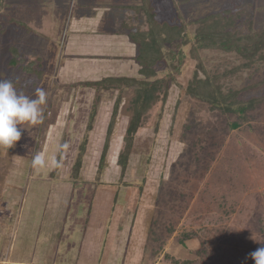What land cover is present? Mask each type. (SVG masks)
I'll return each mask as SVG.
<instances>
[{"label":"rangeland","instance_id":"rangeland-1","mask_svg":"<svg viewBox=\"0 0 264 264\" xmlns=\"http://www.w3.org/2000/svg\"><path fill=\"white\" fill-rule=\"evenodd\" d=\"M6 1L26 5L32 2L34 6L10 7L0 11V30L4 31L0 32V80L17 81L20 93L32 99L36 98L37 88L43 89L47 95L46 104L41 106L43 123L23 125L21 139L11 153L15 160L21 158L23 164L28 162L26 172L38 178L36 191L32 188L29 192L25 189L26 184L18 183L23 203H29L28 210L38 214L21 219L20 224L32 223L34 229L36 224L53 227L57 223L65 230V225L73 222L69 216L80 220L79 225L86 220L87 225L92 226L90 229L108 226L109 223L121 227L132 225L133 228L143 224L144 235L134 249L141 257V264H173L170 259L164 258L165 254L180 261L190 260V264H255L250 254L264 246V236L258 228V218L264 212V101L249 113L245 125L233 129L229 125L237 121L234 116L211 110L201 100L187 96L185 90L195 74L204 78L206 74L222 73L243 60L235 53L220 50H198L192 55L191 44H187L182 48V55L176 51L175 59L161 63L156 71L163 80L165 91L161 92L158 104L141 121L126 169L121 171L117 159L124 145L123 138L131 116L129 101L135 85L123 86L120 82L121 89L101 91L97 95L91 113V130L84 142L94 92L86 91L85 94L70 87L63 88L64 85L56 78V74L60 73L58 67L46 63L48 60L44 54L47 48L52 44L56 47L61 44V40L51 37L53 28L57 26L51 25L48 20L51 19L48 14L52 6L45 9L44 4L40 5L41 1L37 0H0V7ZM133 1L115 2L120 5ZM152 1L157 20L179 22L178 9L182 19L189 22L228 9L240 13L238 30L241 33L264 29V12L259 7L264 0ZM61 10L66 9L62 7ZM40 11L45 13L42 19ZM111 11L116 17L118 9ZM139 17L141 23L138 27L143 28L146 19ZM13 18L24 22L21 24L26 28L23 25L9 26L7 20ZM58 26L61 27V23ZM114 27L116 31L122 30L121 25L117 26L115 22L109 23L106 30ZM40 29L49 32L45 34L46 39L38 38L43 35ZM176 46L170 44L167 47L175 50ZM10 47L19 52L20 69L7 68ZM54 54H59L56 59L63 58L62 51ZM54 54L51 53L48 58L54 59ZM39 57L43 58L41 67L32 60ZM106 58L97 57L95 60H111ZM26 66L36 71L43 69L47 78L43 74V80L38 81L26 72ZM108 67L100 71L103 77L112 76ZM107 71L110 74H106ZM123 76L143 80L139 74L136 77ZM219 83L224 93L252 85L242 90L239 95L241 100L260 97L264 95V66L258 70L257 66L256 69L243 70L230 78L221 79ZM80 94L90 102L86 104L85 101L79 103L75 100L73 103V99ZM163 96L166 98L164 103ZM116 101L119 104L118 115L105 164L99 169L100 154ZM66 124L70 132L62 134ZM48 130L55 136L53 143L52 138L46 141ZM83 142L85 151L81 167L78 177L73 178L72 165L79 154L78 146ZM64 144L68 147L62 149L60 145ZM9 153L6 148H0L1 158ZM37 153L43 154L46 161L54 156L61 167L53 168L50 164L33 167L32 159ZM74 182H77L75 187ZM62 186L68 188L67 192L72 190L70 201L64 198ZM32 200L36 202L30 205ZM13 211V208L9 211L11 215L7 219L13 217ZM8 224L6 238H11L9 235L13 234L14 226ZM39 232L31 238L35 246L43 240L42 232ZM16 234L12 240L17 239ZM97 235L98 232L93 238H88L98 241ZM10 238L6 240V248L10 246Z\"/></svg>","mask_w":264,"mask_h":264},{"label":"crops","instance_id":"crops-1","mask_svg":"<svg viewBox=\"0 0 264 264\" xmlns=\"http://www.w3.org/2000/svg\"><path fill=\"white\" fill-rule=\"evenodd\" d=\"M37 1H41L40 5L44 4L45 9L49 5L52 6V11L50 13L45 10L46 13H49L48 17H51V19H48L51 25L56 24L58 26V24L61 23V27L56 26V28H53L51 36L61 40V44L57 47L52 44L47 48V52L44 55L48 60L46 61L47 64L52 63L50 65H55L60 70V73L56 74V78L64 85L63 88L70 87L73 88V90H78L86 94V91L92 90L81 87L80 83L103 80L106 77H103L100 71L108 66V69L110 68L112 71V76L107 78H129L123 75H133L134 77L138 75L139 65L135 60L137 46L130 39L129 30H124L122 27L121 31H116L115 27L111 30H106V28L109 29V23L113 24L114 22L117 26H119V24L122 25L123 22L129 19V16H132L133 20L134 11L131 9V6L140 5L142 0H134L130 4L123 3L120 5L115 2L116 0H113L114 2H112V0H67L68 2L66 3L63 0ZM112 3H116L117 5ZM72 5L75 6L71 7ZM3 6L4 7H0V11H6V8L9 9L10 7H12V9H20L23 6L28 8V6L31 7L34 5L32 2L26 5L14 3L13 1H6ZM62 7L66 10L62 11ZM259 7H264V1H262ZM113 8L118 9L116 17H113L115 14L111 11ZM56 10H60V12L58 13ZM39 16L40 18H44L45 13H41L40 11ZM13 21L17 20L14 19ZM10 22L11 19H8L7 24L12 26ZM17 22L24 23L21 21ZM46 33L48 34L49 32L41 30V34L43 35L38 36V38L46 39ZM56 51L63 52V58L61 60H59V58L56 59V57H59V54H54ZM51 53L56 55L54 59L48 58ZM97 57H110L111 60H95ZM41 59L43 61V58ZM107 72L106 74H110L109 71ZM47 75L50 78V75ZM44 76L47 78L46 73ZM75 100L79 103L85 101L86 104L90 102L88 98L86 96L84 97L82 94L77 95L72 102L74 103ZM82 108L81 106V109ZM25 126L27 127V124ZM50 127L54 129L53 125H50ZM48 132H46V141H51L52 138L53 143L55 136L50 132L48 134ZM69 132V126L66 124L62 129V134H68ZM14 150V147L9 149L6 148V151L10 152L9 155L7 157H0V264L142 263L141 257L138 256L137 252H134V249L139 246L140 237L142 238L144 235V230L142 229L143 224L142 226L138 225L137 228H133L132 225L131 227H121L118 226V224L109 223L108 226L102 225L101 227H97V229H90L92 226H88L86 220L82 225H79L77 223H79L80 220L78 221L74 216H69L70 219H73V222L65 225V230L63 226L58 227L56 225L57 223L53 224V227L44 224H36L34 229L32 223L23 224V222H21L20 224L21 219L24 220L26 217H35L38 214H33L28 210L29 203H23L24 198H22L18 192V183L26 184L27 187H25V189L29 190V192L32 188L36 191L38 178L26 172V167L29 166L28 162L23 164L21 158L20 160H15L14 156L11 157V153ZM31 180L34 181L29 185ZM51 182L52 179L50 183ZM56 183H59V181ZM75 183L77 182H74L73 187H75ZM63 188H65V190ZM67 189L68 188L64 186L61 187V190L64 192V198H68L70 201L73 193L72 190H69L71 193L67 192ZM31 195L34 197L32 192ZM35 202L36 201L32 200L30 205ZM12 208L15 211H13V217L7 219L6 217L11 215L9 211H11ZM61 212L62 217L63 211ZM7 222L14 226L13 234L9 235L11 238L8 237L10 238V246H8V248H6V240L8 239L6 238L8 232ZM77 228H79V230L76 232ZM39 231L42 232L41 238L43 240L38 244L39 246H35L36 243L31 242V238L36 233L40 234ZM97 232L98 235L96 238H98V241L89 240L93 238ZM14 234L17 235V239L12 240ZM89 236L90 238H88ZM28 243H31V246H29Z\"/></svg>","mask_w":264,"mask_h":264},{"label":"trees","instance_id":"trees-1","mask_svg":"<svg viewBox=\"0 0 264 264\" xmlns=\"http://www.w3.org/2000/svg\"><path fill=\"white\" fill-rule=\"evenodd\" d=\"M1 7H4L3 4H1ZM131 9L134 11L133 20L132 16H129V19L123 22L121 27L124 30H129V37L137 46L135 60L139 65L138 74L142 76L143 80L123 77L104 78L96 83H80L81 87L91 89L94 92L93 103L84 130V142L91 130V113L94 109L93 104L94 101L97 100V95L101 91L121 89L120 82H122L121 85L123 86L135 85L132 97L129 101L131 116L126 129V135L123 138L124 145L117 159V165L121 171H124L133 145L134 136L137 129L140 127L141 121L146 117L148 112L158 104L161 92L165 91L163 80L158 76L156 68H159L161 63L167 60L171 62V59H175L176 51L182 55V48L187 44H191L190 53L192 55L198 50H220L223 53H235L243 60L239 65L222 73H212L213 75L206 74L204 78H200L195 74L192 80L187 84L185 90L187 96L201 100L206 103L211 110H219L224 115L234 116L237 121L230 123V128L236 129L242 124L245 125L249 119V113L257 109L264 101V95L241 100L239 95L242 90L252 85L239 90L230 89L224 93L219 81L221 79L230 78L243 70L248 71L253 68L256 69V66L257 70L263 68L264 29L258 31L250 30L248 33H241L238 30L240 13L236 14L228 9L213 14H207L190 22L182 19L181 11L178 9L177 16L180 21L177 23L157 20L155 6L152 0H142L140 5L131 6ZM260 9L264 11V7ZM139 15L146 19L143 28L138 27L140 26L139 22L141 19ZM10 24L19 27L23 25L13 20H11ZM23 27L26 28L25 25H23ZM0 32L4 33L2 30H0ZM170 44H177L176 49H168L167 46ZM9 50L11 57L8 61L7 68L14 69L21 67V63L18 59V50L14 47H10ZM32 60L41 67L40 63L42 59L40 57L33 58ZM24 69L31 76H35L38 81L43 77L44 72L42 68V71L30 69L29 66H26ZM13 83L16 89L21 92L20 84L17 83V81H13ZM165 100L166 98L163 96V103ZM118 105L116 101L111 112L104 147L100 154L99 169L105 164L109 140L118 115ZM84 142L79 144V154L72 165L73 178L78 177L83 153L85 151ZM258 228L264 236V212L258 218ZM164 258L170 259L173 264L191 263L190 260L180 261L167 254L164 255Z\"/></svg>","mask_w":264,"mask_h":264},{"label":"clouds","instance_id":"clouds-1","mask_svg":"<svg viewBox=\"0 0 264 264\" xmlns=\"http://www.w3.org/2000/svg\"><path fill=\"white\" fill-rule=\"evenodd\" d=\"M47 95L43 89H36V98L18 92L12 80H0V148H11L21 139L22 126L43 123V105ZM62 149L68 145L60 146ZM50 164L53 168L61 167L60 162L53 156L46 161L43 154L37 153L32 159L33 167H44ZM255 264H264V246L250 254Z\"/></svg>","mask_w":264,"mask_h":264}]
</instances>
